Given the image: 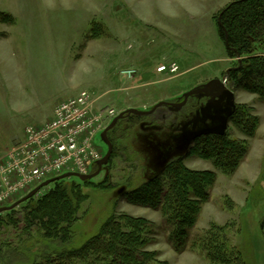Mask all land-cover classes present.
Listing matches in <instances>:
<instances>
[{"label":"rangeland","instance_id":"374dc122","mask_svg":"<svg viewBox=\"0 0 264 264\" xmlns=\"http://www.w3.org/2000/svg\"><path fill=\"white\" fill-rule=\"evenodd\" d=\"M232 1L0 0V171L7 154L21 145L27 126L47 122L61 101L82 90L93 92L98 106L120 113L129 108L149 110L161 100L181 101L194 88L212 89L213 79L240 67L239 58L228 55L214 18ZM4 13L13 19L2 20ZM170 62L179 65L177 72L159 71ZM128 68L135 70L132 77L123 73ZM212 100L193 95L178 111L164 105L137 122L120 119L113 127L116 145L108 132L114 156L91 179L106 181L107 187L83 188L89 197L81 205L72 239L49 240L34 229L25 231L22 223L19 228L7 227L0 233V264H32L45 254L81 247L112 214L150 220L149 248L170 264H211L199 239L213 225L224 228L247 264H264V100L257 93L236 86L232 113H224L228 126L221 132L249 145L235 173L225 175L211 160L197 155L185 158L188 167L213 170L218 177L183 247L177 249L171 242L170 225L160 210L128 200L132 188L188 153L195 143L191 133L220 124L198 118L203 109L216 114L210 108ZM238 106L259 119L252 137L232 120ZM94 143L103 155L107 153L103 131ZM97 168L93 165L90 172ZM39 185L24 187L0 206L13 204ZM69 264L107 261L89 255Z\"/></svg>","mask_w":264,"mask_h":264},{"label":"trees","instance_id":"16d2710c","mask_svg":"<svg viewBox=\"0 0 264 264\" xmlns=\"http://www.w3.org/2000/svg\"><path fill=\"white\" fill-rule=\"evenodd\" d=\"M2 15V20L13 19L10 14ZM214 18L225 43V34H228V55L239 58L240 67L232 72L236 86L257 93L264 100V0H234ZM126 117L132 122L144 118L136 114ZM232 120L250 137L259 125L258 117L250 116L241 106ZM114 130L112 128L109 134L116 145L112 136ZM193 142L186 155L170 160L159 174L127 193L131 203L161 211L171 228L170 240L177 249L186 244L203 204L210 199L209 189L218 177L216 171L188 167L185 158L197 155L211 160L216 169L232 175L249 151L246 140L231 138L220 131L196 135ZM84 187L104 189L107 186L106 181L96 183L74 177L59 179L44 192L24 201L20 208L1 212L0 233L7 227L19 228L22 223L27 232L34 229L46 239L69 242L81 205L89 197L83 191ZM151 226L145 217L112 214L99 232L81 247L45 254L32 264H69L75 258L89 255H98L107 264H170L159 258L157 250L149 248L153 241L149 236ZM199 245L208 252L211 264H247L241 252L229 243L223 227L213 225L205 237L199 239Z\"/></svg>","mask_w":264,"mask_h":264},{"label":"built area","instance_id":"2783aa9c","mask_svg":"<svg viewBox=\"0 0 264 264\" xmlns=\"http://www.w3.org/2000/svg\"><path fill=\"white\" fill-rule=\"evenodd\" d=\"M178 69L176 62L159 67V71L172 73ZM123 73L132 77L135 70L128 68ZM96 100L93 92L82 90L61 101L47 122L26 127L21 145L7 154V163L0 171L4 186L0 204L17 196L24 187L41 183L49 176L70 171L90 172L103 157L94 138L119 113L114 107L98 106Z\"/></svg>","mask_w":264,"mask_h":264},{"label":"water","instance_id":"95a60500","mask_svg":"<svg viewBox=\"0 0 264 264\" xmlns=\"http://www.w3.org/2000/svg\"><path fill=\"white\" fill-rule=\"evenodd\" d=\"M218 21H219V24L221 25V17H219ZM225 37H226V46H228V34H227V32L225 34ZM234 69H239V67L234 68ZM228 71H230V69ZM227 82H228L227 77H225L223 80L213 79L211 82V87L213 89L215 88L214 91H211V89L209 87L202 86V87L194 88V89L188 91L184 95V98L181 101L173 102V101L161 100L149 110H140L137 108H129L127 110L120 112L114 118V120L111 122V124L103 131V136L108 142L109 149H108L107 153L103 156V158L98 161L97 170H95L94 172L88 173V174H81L79 172H66V173H63L59 176L50 178V179L42 182L39 186L35 187L27 195L20 198L19 200H17L13 204L8 205V206H0V213L7 211V210H11L13 208H16L22 202L28 200L29 198H31L34 195H36L37 193H39V191L43 187L48 186L49 184L54 183L55 181H57L59 179L77 177V178L85 181V180H91L92 178L97 176L102 171L104 165L109 163V160H110L112 152H113V144L111 143V141L108 137V132L116 125V123L120 119L125 118L129 114L150 115V114L154 113L156 111V109H158L159 107L164 106V105L170 106L175 111H178L183 106H185L187 104L189 98L193 95H200V96L205 95V96L214 97V98L218 97L216 100V103L221 107L224 104V102L226 101V108H224V109L219 108L218 110H216L217 111L216 114H209L205 109H203L202 110V116L200 115V120L203 122H205L208 119L218 120V121H220V124H218L217 126H214L212 128H206V129H202V130L193 132L190 134L191 135L190 137H194L196 135H199L201 133L208 132V131H220L221 132L222 130H225L228 126V118L224 115V112H226L228 114V116L232 113L231 107L234 105L235 88H236L235 82L230 87H227ZM217 85H218V88H216Z\"/></svg>","mask_w":264,"mask_h":264},{"label":"flooded vegetation","instance_id":"af4514ba","mask_svg":"<svg viewBox=\"0 0 264 264\" xmlns=\"http://www.w3.org/2000/svg\"><path fill=\"white\" fill-rule=\"evenodd\" d=\"M234 70H236V69H232V70H230V73L229 74H227L226 76H223V78L221 79V80H223L225 77H227V80H228V82H227V87H230L234 82H235V80L233 79V75H232V72L234 71ZM236 83V82H235ZM216 88H218V85H217V87ZM215 90V88L213 89H211V91H214ZM209 98H213V100L210 102L211 103V105H210V108L212 109H216V110H218L219 108H222V109H224V108H226V101L224 102V104L220 107L217 103H216V100H217V98L218 97H209ZM224 113H226V112H224ZM209 114H212V113H209ZM198 118L200 119V116H198Z\"/></svg>","mask_w":264,"mask_h":264},{"label":"crops","instance_id":"0c3cea01","mask_svg":"<svg viewBox=\"0 0 264 264\" xmlns=\"http://www.w3.org/2000/svg\"><path fill=\"white\" fill-rule=\"evenodd\" d=\"M52 116H53V112H52V114L50 115V117H48V119H47V120L51 119V118H52ZM47 120H46V121H47Z\"/></svg>","mask_w":264,"mask_h":264}]
</instances>
